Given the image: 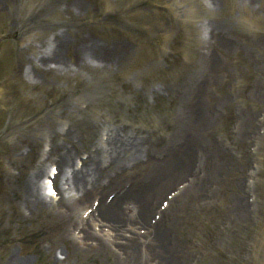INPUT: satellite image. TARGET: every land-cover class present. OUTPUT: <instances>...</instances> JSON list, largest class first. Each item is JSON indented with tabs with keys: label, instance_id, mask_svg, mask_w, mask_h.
Here are the masks:
<instances>
[{
	"label": "rangeland",
	"instance_id": "1",
	"mask_svg": "<svg viewBox=\"0 0 264 264\" xmlns=\"http://www.w3.org/2000/svg\"><path fill=\"white\" fill-rule=\"evenodd\" d=\"M223 5L227 10L221 12ZM216 30L223 34L218 43L209 37ZM229 39L237 45L231 47ZM204 46L224 61L217 68L212 95L225 91L230 99L227 89L232 81L242 97L245 75L254 77L255 73L251 96L234 105L242 121L240 112L261 105L255 97L264 85L260 77L264 74V0H0V60L4 56L13 62L12 71L5 77L0 74V264H43L42 258L45 264L136 261L99 250L91 240L88 245L94 248L79 247L70 234L68 237L67 229L72 233L75 223L60 215L62 205L50 210L25 205L27 180L39 168L48 173L52 164L60 171L58 149H72L76 144L81 147L78 154L86 156L85 146L92 147L104 127L112 124H129L162 140L156 147L161 152L175 133L174 106L162 90L181 85L180 76L199 70V59L207 49ZM173 53L182 58L179 66L171 60ZM56 62L60 63L56 66ZM226 69L228 79L224 78ZM223 117L224 112L214 117L212 127L218 139L225 133ZM70 126H75V132L68 139L77 137L72 144L56 137ZM257 134L258 127L242 136L234 132L236 154L242 147L247 151L251 145L248 137ZM256 137V141L261 139L262 150L255 162L264 171V132ZM202 139L208 141L207 136ZM52 146L57 150L51 152ZM240 158L237 156L238 161ZM230 167L234 166L229 163L225 174L220 173L219 186L227 183L220 197H229L231 204L223 202L213 216H194L193 209V216L187 219L185 231L200 232L194 235V244L193 239L190 242L201 253L185 252L191 262L198 257L201 264H241L236 256L235 260L223 258L216 242L228 243L229 251L236 252L234 239L243 237L249 239L250 254L264 249L262 236L248 235L252 210L247 205L243 211L239 193L230 192L235 180L232 173L236 174ZM243 174L244 183L245 171ZM255 183L259 192L264 180ZM193 196L202 202V195ZM26 239L31 244L25 245Z\"/></svg>",
	"mask_w": 264,
	"mask_h": 264
},
{
	"label": "bare ground",
	"instance_id": "2",
	"mask_svg": "<svg viewBox=\"0 0 264 264\" xmlns=\"http://www.w3.org/2000/svg\"><path fill=\"white\" fill-rule=\"evenodd\" d=\"M96 57L99 58L98 52ZM58 63L60 62H56V66ZM210 75L211 70L207 76ZM207 86L206 81H201L195 89H191L190 95L181 101L180 121L190 128L198 127L201 123L206 124L212 120V112L209 109L199 110V90ZM84 98L87 97L84 96ZM90 106L92 105H88L87 108ZM73 132H75V126H70L68 130L61 131L55 136L63 137L66 142L72 144V140L77 139L76 136L68 139ZM137 134L136 131L124 132L120 127H107L101 139L89 149L88 157L86 161H82V164L75 162L78 155L77 148H81L79 145L72 144V149L67 148L60 152L58 149L57 163L61 165V177L56 178V185L61 194L58 203H56L57 198L55 196L51 197L46 194L43 185L45 179L51 178L52 170L55 168L53 164L49 173L45 169L39 168L27 180L25 205L29 209L40 206L46 207L48 210L52 209V206L58 208V205H62L63 208L59 210L60 215L69 217L70 222L75 223V230H72V233L71 229H67L68 237L69 234L71 237H75L77 240L73 239L79 247L85 245L86 248H94L88 245V241L91 240L99 243L95 248L111 251L119 257L121 256L112 251V247L123 254L122 256L131 257V252L132 255L136 254V245L140 237L133 236L135 232L133 227L149 225L148 208L151 209L152 205L149 206L146 203L149 200L150 192L165 183L174 184L186 170L181 168L185 167V164L180 157H177V163L180 165L175 167L170 152L166 149L168 150L165 157L166 166L159 163L158 168L156 166L151 170L149 168L148 173L142 176L143 168L141 171V167L151 160L153 150L151 147L145 148L147 143L143 138L137 137ZM54 150L56 151L57 148L52 146L50 151ZM170 151L175 152V149L171 148ZM171 162L173 165L168 167ZM188 165L189 162L186 161V167ZM140 176L142 178H139ZM127 183H131V187L126 186ZM111 190L113 192L119 190L118 196L109 199L107 195L110 194ZM153 192L154 190L152 194ZM96 197H100L97 208L91 204V201ZM119 199L126 201L125 208L119 206ZM89 211L90 213L86 216ZM162 227L163 221L159 222L147 237L153 242H158L159 232L156 229ZM83 233L86 240L83 239ZM90 236L95 237L91 239ZM82 239L84 240L83 245L79 244ZM166 247L167 243L165 242L159 244V248ZM145 249L152 256V247L145 245ZM156 255L158 256L159 253L156 252ZM138 258L139 255H136L133 259L137 260Z\"/></svg>",
	"mask_w": 264,
	"mask_h": 264
}]
</instances>
